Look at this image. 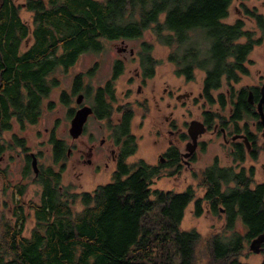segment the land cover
Here are the masks:
<instances>
[{
	"label": "trees",
	"instance_id": "16d2710c",
	"mask_svg": "<svg viewBox=\"0 0 264 264\" xmlns=\"http://www.w3.org/2000/svg\"><path fill=\"white\" fill-rule=\"evenodd\" d=\"M232 1L24 0L32 12L28 23L20 16L23 3L0 0L1 128L14 115L19 120L34 116L56 83L50 76L58 67L74 65L85 52L102 51L105 40L134 39L145 32L170 48L167 59L178 65L177 73L193 79L194 70L203 71V89L212 98L224 79L229 85L246 71L244 63L255 42L241 19L224 21ZM244 11L255 15L254 9ZM152 48V42L142 41L139 65L158 64ZM114 65H124L123 60ZM51 143L56 160L65 155L63 139L52 135ZM131 143L127 139L123 144ZM132 150L122 151L109 182L90 191H70L60 185L58 173L44 170V196L35 210V224L28 236L17 223L4 225L0 264H244L237 258L242 240L264 226V183L252 187L243 171L232 177L227 168L219 172L228 174L201 182L206 187L202 196L192 186L181 192L153 188L159 170L143 160L127 162ZM237 152L236 157H244ZM78 201L81 208L75 210ZM191 201L195 216L206 205L228 225L207 238L195 228H181ZM234 206L249 229L232 239Z\"/></svg>",
	"mask_w": 264,
	"mask_h": 264
},
{
	"label": "flooded vegetation",
	"instance_id": "af4514ba",
	"mask_svg": "<svg viewBox=\"0 0 264 264\" xmlns=\"http://www.w3.org/2000/svg\"><path fill=\"white\" fill-rule=\"evenodd\" d=\"M21 3H23L22 7L25 8L24 1ZM262 7H264V0L262 1ZM235 11H237L238 14L245 15L243 9H239L238 7H236ZM247 17L255 21V24L260 33L259 36L255 38L254 46L263 48V51L262 53L260 52L259 57L263 60L262 65H264V12L260 10L255 11L254 16L248 14ZM120 40L122 43H125V39ZM124 45L127 49V45ZM258 63L259 62L253 63V61H246L244 63V65H246V71L240 74L238 80H229L230 84H235H232V87L230 86L226 89V91L222 95V101H220L218 98L219 95L223 92H218L216 95H213V91H219L220 87L212 91V98L206 95L203 89L202 78L201 89L197 93L196 97L193 95L192 90L176 94L171 88L167 87V84H165L158 97L156 96L155 86H152V88L150 89V91L152 92L151 98L146 97L141 101L136 100L134 101L135 103H116L117 95L115 82L118 77L123 75L127 68V65H111L110 77L103 83L97 84V86L95 87L93 86L92 80L99 65H91L86 69V71L78 72L72 76L69 90L61 91L59 95V101L61 102V104L68 106L67 116L69 118V126L71 118L73 117L76 110L83 106H87L90 108V112L88 113L87 118L83 124L82 133H85L87 131L92 119H95L99 122H104V124H106V126H108L109 128V138L103 137L102 139H100V145H103L105 141L106 143L108 142V148L105 152L102 153L101 157L93 160V155L95 154L96 147L93 145H90L88 147L89 158L85 159V163L93 172H98L103 168L112 167V170L110 172L112 175L113 171L116 169L118 158H120L122 153H124L122 151L125 148L130 149L133 147V152L126 157V160L128 157L137 154V152L139 151V143L137 141V138L135 137V134L132 132V123L135 118L139 117V108L147 107L149 109L148 101L150 100L154 103L155 110L157 109L158 112L161 113L160 103L163 104L164 109L166 110V112L163 113L162 119L160 115H158L159 121L158 119H155L156 117L154 115H152V118L154 119V132L157 133L158 137L161 139H164L167 135L169 136V138L167 140L165 148L157 154V162H151L150 160L148 161L144 157H137L134 162L143 160L148 164L156 167L159 170L160 177L162 175H166L168 178L172 179L180 177L183 169L187 167L188 172H190V178L194 180V177H196L197 179H199V182L207 179V177H210V175H226L228 174L226 171L219 172V170L231 168L232 177H234L237 173L243 171V174L245 176H249L252 179L253 182H251V186L254 187L257 183L264 182H254V175L256 172L255 164L251 163L247 167L244 166V164L247 161L255 162L257 161L259 156L264 154V125L261 121V116L258 110V103L260 101V98L262 97V91L264 88V69L257 68L255 75H253L252 69L248 67L249 64H251L250 66H254L253 64L257 65ZM73 66L74 65H69L67 67L60 66L57 69L62 72H65L66 70H68V72H71ZM160 66L161 65H135V67L133 68L135 72L131 78L133 80H139L135 87V92L137 94H141L144 86L147 85L148 81L155 78L156 70ZM167 66L169 67L170 76L173 70V73L176 76L180 78L182 77L185 81L192 80L187 79L185 73H177L175 71L178 65ZM172 66L173 69H171ZM179 66L185 67L186 65ZM254 76H256L255 83H245L244 85L236 87V84H238L243 77L253 78ZM50 77H54L56 83L50 88L47 96L50 94L51 89L58 85L59 80L54 76V73H52ZM225 82L228 81L224 79L222 85ZM75 84H78V87L75 88ZM79 96H81V100L77 101V98ZM62 97H64V100ZM24 98L25 99L23 100V105L27 107L28 98ZM190 98L191 104L193 101H196V109L199 112L195 117L187 119L186 112L183 111L182 121L179 122L174 114V110L172 109V101L174 100L176 102L183 103L184 101L187 102ZM44 99H42L38 109L35 110V114L31 119L23 118L22 120H19V118L14 115L10 118L9 125L7 127L1 128L2 123H0V236L3 231V227L7 222H10L12 224L17 223V228L21 229V233L24 236H28L30 234L31 230L29 231L28 235L24 234V225L26 222L27 213L30 212V210L33 211V218L35 221L36 207L42 204V198L44 196V183L41 181L40 175L44 170L52 169V171L58 173L60 181L61 173L59 171H55L51 166L43 167L39 165V153L33 151L32 149H27V141L22 134V132L26 129V125H34L35 123H37L43 109ZM182 99L184 101H182ZM51 106L52 103H48V107ZM261 106L264 113V101L262 102ZM193 120L201 122L205 130L203 132H195V130L192 132L189 131V125ZM15 124H17V126ZM50 133L51 136L54 135V128H52ZM118 135H120L121 138H117ZM206 135L209 136L208 141L203 138ZM215 137L221 140V150L224 152L222 155L224 158L229 160L230 163L221 164L220 156L219 154H216L212 157L211 162L206 164L205 167L201 168L199 171L194 170L193 168L195 166V163L198 160L201 161L202 155L206 153L209 147V140ZM127 139L131 140L132 143L129 145L123 144ZM70 150L71 147H66L65 155L57 160L54 157V161L62 162L66 158V154H70ZM238 150H241L244 153V157H236V154H238ZM8 152H11V157L22 156L23 159V179L18 184H16V187L14 188L8 186L9 184L6 180L5 168L1 165L5 162L6 164L9 163V160L5 159V154ZM12 152H15V155H13ZM78 153L79 155H82L84 151L80 148L78 149ZM34 158L36 159V164L38 167L37 173H35L32 165V161ZM101 164H104V167H102ZM63 167L64 165L61 166V168ZM260 168L262 169V172L264 174V163H261ZM31 173L33 174L32 178L35 183L41 185V191L39 192V202L37 203L31 200L28 201L25 197L26 187L28 184L26 180ZM182 179L184 181L188 180L187 177H183ZM231 181H234V178H232ZM185 186V189H187L188 186H192L194 188L192 183H186ZM202 186L204 187L205 192L206 187L204 185ZM231 186H234V182H231ZM9 188L10 190L8 191ZM68 188L70 189V186ZM185 189L181 191H184ZM7 193H9L10 203H8L7 199H5ZM6 204H8L7 207L10 211L9 213H12V216H10L9 218H5V216L3 215L7 214V211H5ZM205 209L208 210L211 215H214L211 209L206 205L204 206L203 212L205 211ZM237 211V206H234V214L231 220L232 239H235L234 237L237 233H241V235H244L249 229V224L243 221L242 217L237 213ZM221 212H224L223 208H221ZM227 225L228 223L225 222L224 219L222 224L223 228ZM262 232H264V226L263 229L253 237L242 240V247L237 250L239 252L237 258L240 262L244 264H252L248 261L240 260L241 256H247L249 255V253H252L254 255H260L261 258L258 264H264V241L261 243V248L258 252H254L249 248L251 240Z\"/></svg>",
	"mask_w": 264,
	"mask_h": 264
},
{
	"label": "rangeland",
	"instance_id": "374dc122",
	"mask_svg": "<svg viewBox=\"0 0 264 264\" xmlns=\"http://www.w3.org/2000/svg\"><path fill=\"white\" fill-rule=\"evenodd\" d=\"M24 0H17L18 3L23 2ZM263 0H233L229 7L228 15L224 19L225 22L232 23L236 19H241L244 23V27L247 30H250L253 34V38L255 40L256 37L259 36L258 28L255 24V21L249 19L245 11L244 14H238L235 11V8L245 9L247 7L250 10L262 11L264 12V7H262ZM32 13L27 11L25 8H21L20 16L23 20L30 23ZM195 35L197 38H201L200 30H196ZM241 40H244L243 38ZM142 41H150L153 43V48L151 50V54L154 58L158 60L157 65H161L156 70V76L154 79L149 80L147 85L144 86L141 94H137L135 92V87L139 80H133L131 77L134 74L135 65H139L138 61V50L141 46ZM127 45V49L126 46ZM104 48L100 52H85L81 54L72 67L71 72L66 70L62 72L60 70H56L54 72V76L58 78V85L51 89L50 94L43 101V109L38 119L37 123L34 125H26V129L22 132L23 136L26 138L27 149H32L33 151L39 153L38 163L43 167L51 166L55 171H59L60 175V185L66 187L70 186L72 191H90L93 190L98 184L106 183L111 180V170L112 167L103 168L98 172H93L85 163V159L89 158L88 147L91 145L95 146V154L93 155V160L102 156V153L105 152L108 148V142L105 145H100V139L103 137L109 138V128L104 124V122L96 121L92 119L88 126V129L85 133H82L78 138L72 139L70 134L68 133L69 127V118L67 116L68 106L61 104L59 101V95L63 90H69L72 76L78 72L86 71L88 67L96 63L99 65L92 83L93 86H97V84L103 83L106 79L110 77L111 74V65L115 64V61L120 59L123 60L124 65H127V68L123 75L118 77L115 82L117 102L116 103H125L134 101L144 100L146 97L151 98L152 92L150 89L152 86L156 88V96L158 97L162 91V88L167 84L168 88H171L174 93H183L184 91L192 90L193 95L196 97L197 93L201 89L202 78L204 76V72L201 70H194V78L190 81H185L182 77H178L173 73L171 76L169 75V67L167 65H173L168 59L167 55L170 51V48L156 42L150 32H145L143 36L134 39H125V43H122L120 39L118 40H105ZM125 46V50L120 52L117 51V48H122ZM133 49V53H130V49ZM124 49V48H123ZM263 48L258 46H253V49L248 55L249 62L253 61L259 62L254 66L248 65L249 68L252 69L253 75L257 68L264 69V65H262V59L259 57L260 52L262 53ZM173 69V66L171 67ZM256 76L253 78L243 77L242 80L236 84V87L240 85H244L245 83H255ZM231 83L228 85L227 82L223 83L220 87L219 91H213V95H216L218 92H225L228 87H232ZM182 101H184L182 99ZM52 103L51 107H48V103ZM149 109L139 108V117L135 118L132 123V132L135 134V137L138 141L139 151L137 154L132 155L127 158L128 162H134L135 159L144 157L148 161L157 162V154L162 151L166 144L169 136L167 135L164 139L158 137V134L154 132L153 125L154 119L152 115H154L156 120L159 121V116L161 119L163 118V113L166 112L163 104L160 103L161 113L155 110V105L152 101H148ZM196 101H193L191 104V98L187 102L179 103L176 101H172V109L174 110V114L177 117V120L182 121V112H186L187 119L191 117H195L199 112L196 109ZM214 107V106H213ZM191 111V112H190ZM143 115V118H142ZM17 126V124H15ZM54 128L55 133L54 136L56 138H60L64 140L65 146L71 147L70 154H66V158L61 162L54 161V153H53V145L50 141L51 133L50 131ZM208 141L209 136L206 135L203 137ZM157 140V141H156ZM221 140L216 137L209 140V147L204 155H202L201 161H197L194 166V170L199 171L201 168L205 167L206 164L211 162V159L214 155L219 154L220 163L221 164H229L230 161L223 157V151L221 150ZM82 149L84 153L79 155L78 149ZM15 155V152H12ZM11 152L5 154V159L9 160V163H2V167L5 168L6 180L8 181V186L11 188L16 187L22 179V166L23 159L22 156L11 157ZM79 158V159H78ZM251 163L255 164L256 172L254 175V182H264V174L262 169L260 168L261 163H264V154L258 157L257 161H247L244 166H248ZM64 165L63 168L61 166ZM104 167V164H101ZM110 173V174H109ZM33 174L31 173L27 178V187H26V199L28 201L39 202V192L41 191V185L35 183L33 180ZM187 177V181H184L182 178ZM190 172H188V168L183 169L180 177L178 178H168L166 175H162L161 177L155 179L153 188H160L164 190H169L171 192H181V190L185 189L186 183H192L196 196H202L204 192V187L202 186L199 179L194 177L195 179L190 178ZM34 181V182H33ZM1 186V183H0ZM10 188L8 189V191ZM5 199L10 203L9 193H7ZM8 204L5 205V211L7 214H3L5 218H9L12 216V213H9ZM80 202H76L74 205V209H80ZM194 201H191L189 205L186 207L183 219L181 221V228L189 229L195 228L197 231L201 232L205 238L212 234V232H220L223 228L222 224L224 221V216L211 215L208 210L205 211L200 216H195L194 212ZM155 210H151L153 212ZM34 214L33 211L27 213L26 222L24 225V234L28 235L29 231L34 225ZM260 255H254L249 253L247 256H241V261H248L252 264H258L260 262ZM203 264V261H201Z\"/></svg>",
	"mask_w": 264,
	"mask_h": 264
},
{
	"label": "water",
	"instance_id": "95a60500",
	"mask_svg": "<svg viewBox=\"0 0 264 264\" xmlns=\"http://www.w3.org/2000/svg\"><path fill=\"white\" fill-rule=\"evenodd\" d=\"M124 48V49H123ZM122 50H125V46L120 48H117V51L120 52ZM130 53H133V49H130ZM81 100V96H79L77 98V101ZM264 101V88L262 91V97L260 98V101L258 103V110L261 116V121L264 125V113L262 111V102ZM90 112V108L89 107H81L79 109L76 110V112L74 113L73 117L71 118L70 121V126L68 128V132L70 134V136L72 138H77L83 130V124L87 118L88 113ZM195 132H203L205 130V128L203 127L202 123L196 120L191 121L190 125H189V131H194ZM32 165H33V169L35 171V173L38 172V167L36 164V159L34 158L32 161ZM264 241V232H262L261 234H259L258 236H256L254 239L251 240L249 248L250 250L254 251V252H258L261 248V243ZM264 250V247H263Z\"/></svg>",
	"mask_w": 264,
	"mask_h": 264
}]
</instances>
